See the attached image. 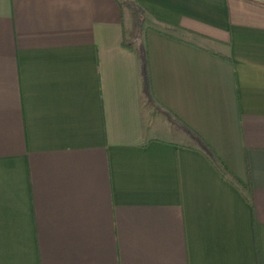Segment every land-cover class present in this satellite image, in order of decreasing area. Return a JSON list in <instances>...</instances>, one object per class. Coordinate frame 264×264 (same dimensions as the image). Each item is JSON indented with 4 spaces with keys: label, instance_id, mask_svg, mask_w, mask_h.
Returning a JSON list of instances; mask_svg holds the SVG:
<instances>
[{
    "label": "crops",
    "instance_id": "0c3cea01",
    "mask_svg": "<svg viewBox=\"0 0 264 264\" xmlns=\"http://www.w3.org/2000/svg\"><path fill=\"white\" fill-rule=\"evenodd\" d=\"M124 2L0 0V264H264V0Z\"/></svg>",
    "mask_w": 264,
    "mask_h": 264
},
{
    "label": "trees",
    "instance_id": "16d2710c",
    "mask_svg": "<svg viewBox=\"0 0 264 264\" xmlns=\"http://www.w3.org/2000/svg\"><path fill=\"white\" fill-rule=\"evenodd\" d=\"M117 2V4L120 6V8L124 5V0H115ZM162 32L165 33V34H173V33H177V31L179 30L177 27L175 26H167V25H164L162 26ZM249 194V192H248Z\"/></svg>",
    "mask_w": 264,
    "mask_h": 264
},
{
    "label": "rangeland",
    "instance_id": "374dc122",
    "mask_svg": "<svg viewBox=\"0 0 264 264\" xmlns=\"http://www.w3.org/2000/svg\"><path fill=\"white\" fill-rule=\"evenodd\" d=\"M128 3H129V2H128ZM130 8H131V7H130ZM126 9H127V10H130L131 14H134V13H133V9H129V7L126 8ZM136 16H137V18L139 17V15H137V14H136Z\"/></svg>",
    "mask_w": 264,
    "mask_h": 264
}]
</instances>
